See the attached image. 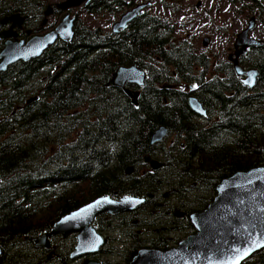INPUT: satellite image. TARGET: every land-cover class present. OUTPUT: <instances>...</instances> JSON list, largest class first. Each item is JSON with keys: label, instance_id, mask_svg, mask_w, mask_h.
<instances>
[{"label": "trees", "instance_id": "trees-1", "mask_svg": "<svg viewBox=\"0 0 264 264\" xmlns=\"http://www.w3.org/2000/svg\"><path fill=\"white\" fill-rule=\"evenodd\" d=\"M45 1L0 0V19L40 14ZM158 1L168 8L172 0ZM225 1L263 23L264 0ZM106 2L91 3L84 12L115 19L120 3ZM174 35L172 22L148 11L117 35L75 20L69 43L0 74V264L57 262L34 249L32 240L104 196L144 199L137 211L100 216L93 224L100 234L115 221L125 223V264L144 243L167 251L193 234L189 216L205 210L223 179L264 167V42L239 58L243 69L258 73L249 90L229 63L212 64L192 42ZM131 65L145 72L135 106L110 85L116 68ZM188 96L200 104L203 119L189 109ZM159 127L170 142L150 146ZM145 156L163 167L150 172ZM151 216L152 225L165 229L158 226L149 238L143 230H152ZM132 219L136 232L128 226ZM73 247L70 236L60 263ZM243 264H264V251Z\"/></svg>", "mask_w": 264, "mask_h": 264}, {"label": "water", "instance_id": "water-1", "mask_svg": "<svg viewBox=\"0 0 264 264\" xmlns=\"http://www.w3.org/2000/svg\"><path fill=\"white\" fill-rule=\"evenodd\" d=\"M99 0H65L55 5L59 12L87 7L92 2ZM149 7V3L136 6L124 13L111 26V34L116 35L126 25L130 24L139 11ZM50 14L47 7L44 17ZM22 19L12 15L0 20V30L6 26V31L0 32V39L4 40L0 51V74L4 73L11 65L26 63L38 59L41 54L55 41L68 43L72 38L74 19L65 14L59 24L43 36L32 37L26 43L15 40L14 28H18ZM254 18L250 17L246 27L235 35L232 44V54L227 56L233 74L239 83L252 89L258 73L254 69L243 70L238 64V58L245 55L251 48H258L260 41L249 38V33L254 28ZM203 39L202 46L206 45ZM144 73L135 65L118 67L111 75L110 85L122 91L124 96L135 105L137 92L124 88L125 85H134L138 89L143 86ZM33 101L30 99L26 104ZM189 109L199 118H204L205 113L195 99H189ZM167 135L163 127L155 130L150 139V146L160 144ZM143 164L151 171H156L163 165L149 157H143ZM130 169L125 170L129 175ZM139 201V203H136ZM144 203L141 198L121 197L111 199L107 196L95 199L85 206L71 212L57 221L48 233L32 240L35 249H48L47 239L60 238L65 240L68 236L74 237V247L69 253V260L80 259L96 255L103 246L104 240L92 226L97 217L102 215L117 216L126 212L138 210ZM189 224L193 234L177 243L175 248L167 251L154 249L138 250L128 264H234L239 260L242 264L254 254L264 250V167L235 173L223 179L215 188V196L211 203L199 213L189 216ZM261 245L256 247V245ZM245 250L247 256L239 257ZM1 254V250H0ZM82 264H99L89 259H84Z\"/></svg>", "mask_w": 264, "mask_h": 264}, {"label": "rangeland", "instance_id": "rangeland-1", "mask_svg": "<svg viewBox=\"0 0 264 264\" xmlns=\"http://www.w3.org/2000/svg\"><path fill=\"white\" fill-rule=\"evenodd\" d=\"M61 1L63 0H46L44 7ZM146 1L151 4L148 10L150 15H157L162 19L172 22L175 27V38L179 40L186 39V41L192 42L191 44L197 54L204 52L212 64L226 62L227 56L232 54V44L235 35L246 27L250 17L256 18V14L242 15L241 12L237 10L238 8L236 6H230L225 0H172L169 2L168 8L161 7V5L157 3V0H137V2ZM79 10H81V6L72 10L71 15H73V13H78ZM118 16L115 19L104 14L91 17L82 11V13L79 12L77 18L83 27L90 29L98 28L103 33H108L109 31L111 32V25L116 22ZM261 19L263 23H259L255 20L254 29L250 32L249 37L263 43L264 16H261ZM51 22L50 18H48L47 24ZM203 39H206V47H203L201 44ZM163 140L165 141H162L163 144H165L164 146H167L170 142L168 134ZM196 193L197 192L194 191L193 194ZM152 219L153 216L150 217L151 226L149 229H152L150 232L142 228L139 229V231L143 230L145 235L149 236V238L154 234L153 232L158 226L157 229H165L161 224L158 225L156 223L152 225ZM134 222L137 221L132 219L128 224V226H133L131 228L132 232H136L135 226L133 225ZM104 226L105 225H103V228ZM110 226V231H102V233H100L108 242L103 246V254L90 257L89 260L99 264H125L124 257L126 254H124V250H130L129 240L123 237V233L127 231V227H125L123 221H115L111 223ZM191 233L192 232H189L188 234ZM137 237L139 240L146 239L140 235ZM183 239H185V236L179 238L180 241ZM66 240L57 239L55 242L52 241L51 245L53 246L55 244V249L57 250V255L55 256L57 262L53 261L51 264H82L84 259H75L74 261L64 260L63 263H60V259L63 258L64 250L66 249L63 248ZM176 245L177 243H171L169 247L171 249L176 247ZM145 247H149V243L140 245L137 250Z\"/></svg>", "mask_w": 264, "mask_h": 264}, {"label": "flooded vegetation", "instance_id": "flooded-vegetation-1", "mask_svg": "<svg viewBox=\"0 0 264 264\" xmlns=\"http://www.w3.org/2000/svg\"><path fill=\"white\" fill-rule=\"evenodd\" d=\"M64 1L65 0H63V1L59 2V3H56V4H51V5L45 6L40 14H39L40 11H38V14H36V12L34 14L33 13L32 14L27 13L25 15L15 14V15H18V17L20 19H22V22L20 23L19 27L18 28H14L13 31H12L13 33H15V40L22 41L23 43H26L32 37L43 36L44 34L50 32L57 24H59V22L61 21V19L64 17L65 14H69V17L74 19V21L78 20L77 15H79V12L80 13H82V11L84 12V9H86V7H83V5H82L81 6V10H79L78 13H73V15H71V11L74 10V9L67 10L65 12L57 11L55 9V5L60 4V3L64 2ZM99 1H97V2H99ZM106 1H108V0H106ZM117 1H118V3H120V9H119L120 11H119V14H118L119 16L117 15L118 19L120 18L121 15H123L124 13L134 9L136 6H138L140 4H144V3H149L148 1H146V2H137V0H117ZM157 3L160 4L158 0H157ZM47 7L50 8V14L47 17H44L43 13L46 11ZM161 7H162V5H161ZM148 10H149V8L146 9V10H143L139 16L143 15V13L148 11ZM37 15H38V17H37ZM8 17H10V16H8ZM8 17H4V18H8ZM48 18H50V20L52 22L47 24V19ZM117 20H116V22H117ZM128 25L126 26V28L124 30L119 31L117 34L125 31L127 29ZM7 29H8V27L2 28L0 30V32L2 30L6 31ZM3 42H4V40L0 39V51L2 49ZM58 43H64V42L57 40L51 46H54L55 44H58ZM127 67H129V66H127ZM124 88H126L127 90H130V91L138 92L137 91V87H135L134 85H125ZM146 169H147V167H146ZM149 171H150V169H149ZM179 216H180V214L178 215V217ZM56 239L57 238H55V241H56ZM53 240L50 241V248L48 250H41L43 255L46 256V259L50 260V261H53L54 259H56L55 258V256H56L55 252H57V250L55 249L54 245L53 246L51 245Z\"/></svg>", "mask_w": 264, "mask_h": 264}, {"label": "bare ground", "instance_id": "bare-ground-1", "mask_svg": "<svg viewBox=\"0 0 264 264\" xmlns=\"http://www.w3.org/2000/svg\"><path fill=\"white\" fill-rule=\"evenodd\" d=\"M148 8H149V7H148ZM148 8H145V9L140 10V11H139V15L141 14V12H142L143 10H146V9H148ZM73 9H76V8H73ZM69 10H71V9H69ZM139 15H138V17H139ZM37 17H38V15H37ZM135 19H136V18H135ZM135 19H134V20H135ZM134 20H133V21H134ZM254 22H255V19H254ZM163 23H164V22H163ZM126 26H127V25H126ZM254 26H255V25H254ZM6 27H8V26H6ZM4 28H5V27H4ZM125 28H126V27H125ZM125 28H124V29H125ZM124 29H123V30H124ZM253 29H254V28H253ZM249 34H250V33H249ZM248 36H249V35H248ZM206 46H207V43H206V45L203 46V47H206ZM202 55H203V54H202ZM252 69H253V68H252ZM144 73H145V72H144ZM189 90H191V88H189ZM188 97H189V96H188ZM189 99H195V100H196V98H194V97H189V98H188V101H189ZM135 105H136V102H135ZM135 105H134V106H135ZM188 106H189V105H188ZM201 119H203V118H201ZM155 145H157V144H154L153 146H155ZM161 163H162V162H161ZM161 163H160V164H161ZM162 165H163V164H162ZM162 167H163V166H162ZM162 167H161V168H162ZM161 168H159L158 170H160ZM128 169H130V173H129V176H130V175L133 173V170H132L131 168H128ZM158 170H156V171H158ZM156 171H151V170H150V172H156ZM244 173H245V172H244ZM143 200H144V199H143ZM143 204H144V203H143ZM142 206H143V205H142ZM142 206H141V207H142ZM141 207H140V208H141ZM140 208H139V209H140ZM139 209H138V210H139ZM135 211H137V210H135ZM133 212H134V211H133ZM126 213H130V212H126ZM123 214H125V213H123ZM123 214H120V215H123ZM178 215H179V213H176V216H178ZM102 216H104V215H102ZM105 216H106V215H105ZM117 216H119V215H117ZM97 218H98V217H97ZM162 218H163V217H162ZM164 219H165V218H164ZM164 221H165V220H164ZM161 223H162V222H161ZM101 237L103 238V236H101ZM105 239H106V238H103V240H105ZM103 244H104V243H103ZM102 247H103V246H102ZM102 247L100 248V250L102 249ZM174 248H175V247H174ZM171 249H172V248H171ZM99 252H100V251H99ZM99 252H98L96 255H94V256L99 255ZM162 252H164V251H162ZM254 255H255V254H254ZM254 255H253V256H254ZM94 256H90V257H94ZM90 257H83V258H80V259H89ZM250 258H251V257H250ZM250 258H249V259H250ZM249 259H247V260H249ZM247 260H246V261H247ZM243 263H244V262H243ZM243 263H242V264H243Z\"/></svg>", "mask_w": 264, "mask_h": 264}, {"label": "snow or ice", "instance_id": "snow-or-ice-1", "mask_svg": "<svg viewBox=\"0 0 264 264\" xmlns=\"http://www.w3.org/2000/svg\"><path fill=\"white\" fill-rule=\"evenodd\" d=\"M136 203H139V201H136ZM261 245L257 244L256 247H260ZM248 250H245L243 254L239 257V259H243L244 256H247ZM234 264H239V260L235 261Z\"/></svg>", "mask_w": 264, "mask_h": 264}]
</instances>
